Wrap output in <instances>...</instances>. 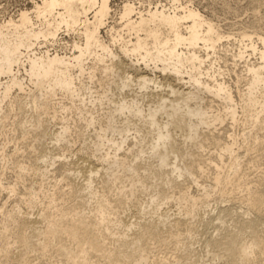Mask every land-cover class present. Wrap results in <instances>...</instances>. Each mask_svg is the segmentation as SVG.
Returning <instances> with one entry per match:
<instances>
[{
    "label": "bare ground",
    "instance_id": "6f19581e",
    "mask_svg": "<svg viewBox=\"0 0 264 264\" xmlns=\"http://www.w3.org/2000/svg\"><path fill=\"white\" fill-rule=\"evenodd\" d=\"M169 1V7H145L125 0L112 11V0H38L0 21V121H13L8 143L19 146L33 138L28 148L39 153L30 172L39 183L23 188L21 202L28 212L0 206V264H29L30 255L53 264H195L205 258L209 263L202 264H264V173L250 181L242 170L247 162L258 165L257 158L245 160L262 145L264 133V34L243 32L237 40V59L250 53L260 61L245 62L246 75H236L237 84L246 86L239 106L228 83L219 79L217 60H211L225 35L196 8ZM111 13L117 19L109 25ZM62 33L75 35L70 55L37 49L58 44ZM171 77L188 89L170 85L165 90L162 81ZM217 100H224V110L215 111ZM226 117L233 128H242L241 136L229 134L230 141L214 133ZM51 127L56 129L49 139L57 150L71 144L74 131L83 141L82 151L91 138L98 163L88 159L89 165L82 162L75 169V156L64 151L55 157L44 144ZM185 146L220 151L211 163L201 158L195 165ZM16 151L9 157L1 152L0 163L3 169L19 168L17 179L23 180L27 168L18 166ZM57 163L61 169L49 170ZM61 170V180L54 178L47 188L51 172ZM79 176L84 181L76 190L72 178ZM195 176L211 179L210 184L200 185ZM181 179H191L199 192L193 195ZM229 187L233 193L242 189L241 207H218L213 216L209 203L216 195L233 202L225 200ZM6 191L9 199L17 194L16 186ZM138 193L147 197L138 207L141 220H124L125 206ZM173 203L179 214L166 209L163 215ZM206 204L208 219L196 220ZM197 223L215 230L197 260L187 252L172 258L154 254L158 246L184 249L182 240L194 239Z\"/></svg>",
    "mask_w": 264,
    "mask_h": 264
},
{
    "label": "rangeland",
    "instance_id": "374dc122",
    "mask_svg": "<svg viewBox=\"0 0 264 264\" xmlns=\"http://www.w3.org/2000/svg\"><path fill=\"white\" fill-rule=\"evenodd\" d=\"M38 0H0V21L3 20H7L8 18H15L18 15V12L20 10L23 9H30V7L32 6L33 2H37ZM123 1L125 0H112V11L117 10L118 8L122 5ZM135 1V3H137L139 5V3L141 2L145 7L150 6H166L169 7L170 6V1L169 0H132ZM143 1V2H142ZM181 3H183L182 5H189L193 8H196V10L200 11L201 14H203V16H205L208 19H211L213 21V23L216 24V26L218 27V29H220L221 34L226 38L222 41V44L220 45L218 51L216 52V55H211V60L215 59L217 60L215 64V66H218L217 69H220V72L222 73V77L220 79L224 80V82L228 83L227 85L230 86V89L233 92V95L235 97L236 103L239 104L240 103V92L245 91L246 86L245 83H239L237 84V80H236V75H246L245 73V66L246 63H250V64H254L257 65L258 63H260L259 61V57L257 55L251 56L249 57L248 55L250 54H246L245 55V59H237V54L239 53V44L237 42V40L239 39V35H241L243 32H247L249 34H253L254 32H257L259 34H264V0H180ZM114 6V7H113ZM113 13V12H112ZM111 13V19H108V23L113 24L115 22V20L117 19V16H113V14ZM113 16V17H112ZM3 19V20H2ZM110 20V21H109ZM104 32V31H103ZM104 34V33H103ZM106 37V34H104ZM232 36V39H228L227 37ZM230 36V38H231ZM238 36V37H237ZM236 37V38H234ZM75 35L74 34H67V33H62L59 36V40H58V44L53 45L52 43L48 44V45H44L41 48L38 47V50H42V51H46L49 50L50 53H54L55 50H57L58 52H60L61 54H68L70 55L72 53V50L70 47V44L72 43V41L74 40ZM256 38V37H255ZM235 40V41H234ZM237 42V43H236ZM66 43H69L68 45H65ZM71 50V51H70ZM238 51V52H237ZM204 55V53H203ZM217 57V58H216ZM211 60L209 59L206 64H205V69L203 70V73H206L205 71L208 70ZM213 61V60H212ZM219 61V62H218ZM246 62V63H245ZM220 64V65H219ZM131 64L128 63L127 67L129 68ZM216 68V67H215ZM211 73V71H209ZM163 78V77H162ZM204 80L207 81V78L204 77ZM161 80V79H159ZM163 83H165L164 85V89L165 90H169V86H176V88H181V90H187L188 87L185 86L183 83L179 82V81H175L174 78H169L167 80L162 81ZM210 97L206 98V100L209 102ZM212 100V99H211ZM150 101V99L147 100V102ZM146 102V103H147ZM215 107V111H221L224 110V100H217L216 102H214L212 104ZM240 106V104H239ZM4 113H6V109L5 111H3ZM46 120H49L48 118H46ZM74 122L77 121L75 120V118L72 119ZM11 122V123H10ZM12 120L9 119L5 122V126L2 124V120L0 121V153L4 154L5 152V156L9 157L8 155H13V153H15V151L18 149V153H17V164L18 166H20V168L24 167L27 168L25 170V173L22 177H25L23 180H18L17 179V171L19 168L8 165L7 169H3V167H1V159H2V155L0 154V206L2 207L5 203L6 206L4 207V210H20L22 211L23 214H26L28 212L27 206L21 202V200L24 198L23 194H24V189L25 186L28 185H32V184H36L35 186L37 187L38 183H39V179L34 177L30 172H32L33 166L37 165V154L35 151H33L32 149L28 148L31 144L34 143V141L32 140L33 138L28 139L27 141H24L23 143H19V146L14 145V143H8V142H12V136L13 133L11 131L12 128ZM80 126V123L78 124ZM56 128H58L56 126ZM54 127H51L49 129V135L48 137H46V141L44 140L45 145H48L49 151L51 152V150L53 149L54 152H52L54 154V156H59L60 154H63L64 151H66V155L68 157L72 156L74 157V159L77 158V166H71V168H78V164H82V162H85L87 165H89V163L87 162V160L89 159L92 162L98 163L96 159L92 158V153H91V149L90 147L91 145V138H87V144L89 145V148L85 151H82V147H83V141L81 138H78V136L76 135L75 131L73 134V137L71 138L72 142L70 145H67V147H62L61 150H57L56 148H53V144H51L50 141V137L52 135V133H54L55 129ZM211 130H215V129H211ZM207 132V130H204V132ZM215 134H220L222 136H225V138L227 139V141L229 140L228 136L229 134H233L236 136H241L242 135V128L240 126H237L235 128H233L232 126V122L230 121L229 117H226L225 119V123L222 126H217L216 130L214 131ZM88 134V133H87ZM178 136V135H177ZM260 140L262 142H260L259 144H262L261 146H258L257 150H254L250 153V156L247 158L246 161L251 160L253 158H257V166L253 168L252 165H249L248 162L246 163V165H243V172L248 174V179L250 181H257L256 178L258 176V178L260 179V175L263 176L264 173V133H260ZM49 139V140H48ZM181 138H179L180 140ZM10 140V141H9ZM238 145L235 148V150H237L239 148L240 145V141L241 138H238ZM7 141V143L5 142ZM230 141V140H229ZM20 142V141H19ZM9 144V145H6ZM35 144V143H34ZM4 145H6V148L4 149ZM256 146V147H257ZM17 147V148H16ZM47 147V146H46ZM4 150H3V149ZM52 148V149H51ZM189 148H191L189 146ZM1 149L3 151H1ZM51 149V150H50ZM185 152L191 150L192 154L195 156V158H193V161H195V165H197L200 161L201 158H203V160H207L208 163H211L209 160H215L216 155H218L219 153V148L217 147H209L207 146V148L204 151H199L197 150V148H191L188 149L187 146L184 147ZM17 152V151H16ZM239 154H242L241 157L244 155V150H240L238 151ZM202 156V157H201ZM259 157V158H258ZM80 158V159H79ZM146 162V161H145ZM145 162H143V164H146ZM215 162V161H214ZM229 160L227 157H225V161L224 164L228 165ZM10 164V163H7ZM40 164V162H39ZM245 164V163H244ZM248 164V165H247ZM32 166V167H30ZM208 168V167H207ZM29 169H31L29 171ZM54 169H61V167L59 166V163H57L53 169H49L51 171H53ZM63 170V169H62ZM56 171V172H51V174L49 175L48 180L45 182V185L47 188L53 187L54 183H55V179L57 180H61V174L63 173V171ZM211 175L212 172H214V170L209 168L208 171ZM65 175V174H64ZM264 178V177H262ZM73 179V185L74 188L76 190H79L82 185H83V181L84 179L82 178V176L79 177H74ZM193 179H198V182L201 184L206 183L207 185L210 184V180L211 179H200L198 176L193 177ZM102 179L99 178L97 181V184L100 183ZM152 182V178L150 176H146V183L150 184ZM180 184L183 185L184 187H190L191 188V193L193 195L197 194L198 188L195 187L194 183L191 179H181L180 180ZM205 184V185H206ZM12 186H16L17 189V194L12 196L11 199H9L8 197V192L6 191L8 188H11ZM229 192L226 193V196H229L230 199H225V200H230L233 202H224V200H220L219 196L216 195V197L214 198L215 200H210V209L212 208V212H213V216L217 215L218 210L220 207L221 208H226L227 207H236L240 208V204L238 203V198L240 196H242L241 194V190L236 191V193H233L232 188L229 187ZM67 188L64 186V191H66ZM137 199L129 202V205L125 206L128 207V209H130V211L127 212L125 214H123V216H121L124 220H139L140 219V215L138 214V207L140 204L144 203L146 201V196L143 195L142 193H138L137 194ZM235 204V205H234ZM208 204L202 206L201 210H199V216L196 217V220H200L201 218H207L205 213V209H207ZM219 207V208H218ZM245 208V209H244ZM243 209L246 210V207H244ZM166 209L170 210V214H176L178 215L179 213L177 212V206L175 203H173L171 206L166 207L165 209L162 210V214L165 215L166 214ZM215 209V210H214ZM242 209V210H243ZM240 209H238V211H242ZM243 210V211H244ZM264 210V209H263ZM242 211V212H243ZM40 212V207H38L37 209H35L32 213L31 219L35 220L38 216ZM122 212V211H121ZM245 212V211H244ZM264 214V211H262ZM216 213V214H215ZM255 213H250L249 217L250 219L254 220V215H252ZM261 213V216H264ZM148 218V217H147ZM256 218V216H255ZM2 219V216H0V220ZM182 220L184 219V217L181 218ZM208 219V218H207ZM141 220V219H140ZM197 227H193V231L192 234L194 235V239L196 240H182V243H184V249L183 248H176L173 245H167V246H158V249L154 250L153 252L154 254H156L158 256V258H164V257H168V258H172L176 256H181L187 254V256L189 254L190 257H192V260H197L198 257L202 256L204 252V248L207 242V238L209 239V237H211L214 234V228L209 226H205V225H201V224H196ZM209 231H208V229ZM207 229V230H206ZM182 230H186V225L182 227ZM208 233V234H207ZM164 236H167V234H165ZM207 237V238H206ZM206 239V241H205ZM205 242V243H204ZM204 243V244H202ZM156 246V245H155ZM183 246V245H181ZM186 246V247H185ZM188 246V247H187ZM154 246H151V248H153ZM157 247V246H156ZM190 247V248H189ZM202 247V248H201ZM175 248V249H174ZM189 248V249H188ZM179 249V250H178ZM192 249V250H191ZM174 250H178V251H174ZM182 250V251H181ZM192 251V253L188 252V251ZM181 252L178 254V252ZM18 252V250L16 251V253ZM187 252V253H186ZM194 252V255H193ZM174 253V254H173ZM178 254V255H177ZM202 254V255H201ZM173 255V256H172ZM199 255V256H198ZM186 256V255H184ZM183 256V257H184ZM16 257V256H15ZM189 257V258H190ZM210 258H205V261H200V262H195V264H202L203 263H209ZM54 262L50 259H40L34 255H30V262L29 264H53ZM8 264H25V263H17L15 261L13 262H9Z\"/></svg>",
    "mask_w": 264,
    "mask_h": 264
}]
</instances>
